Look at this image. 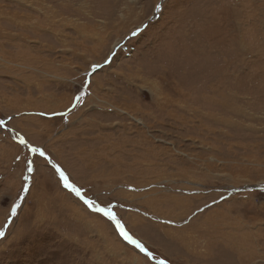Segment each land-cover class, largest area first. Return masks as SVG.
<instances>
[{"label": "rangeland", "instance_id": "374dc122", "mask_svg": "<svg viewBox=\"0 0 264 264\" xmlns=\"http://www.w3.org/2000/svg\"><path fill=\"white\" fill-rule=\"evenodd\" d=\"M0 12V264H264V0Z\"/></svg>", "mask_w": 264, "mask_h": 264}, {"label": "snow or ice", "instance_id": "6c2138e0", "mask_svg": "<svg viewBox=\"0 0 264 264\" xmlns=\"http://www.w3.org/2000/svg\"><path fill=\"white\" fill-rule=\"evenodd\" d=\"M157 7H159V5H158ZM41 154H43V153H41ZM61 177L63 178V181H64V185H65V187H68V188L72 189L73 191H76V194L79 195V192H78L76 189H73L72 186H71L70 184H68L67 178H65V177L63 176V173H62V172H61ZM86 203H88L89 207H92V203H91L90 201H86ZM95 210H96V211H104V209H99V208H97V209H95ZM12 211H13V214H14V213H15V206H13ZM105 214H106V215H109V216L112 215L111 212H106ZM113 218H114V217H113ZM120 232H121V235L124 236L125 239L129 240L130 242L135 243L134 241L131 240V237L128 236V234L124 231V229H123L122 226L120 227ZM2 235H3V233L0 232V236H2ZM137 246L140 248L141 251L146 252V255H148L149 258H151V253H148L147 250H146L142 245H139V244H138ZM160 264H163V262H160Z\"/></svg>", "mask_w": 264, "mask_h": 264}, {"label": "water", "instance_id": "95a60500", "mask_svg": "<svg viewBox=\"0 0 264 264\" xmlns=\"http://www.w3.org/2000/svg\"><path fill=\"white\" fill-rule=\"evenodd\" d=\"M21 142L24 144H26V142L24 141V139H22L21 138ZM30 147V146H29ZM47 160H48V162L49 163H51V161L48 159V158H46ZM60 175V178H61V181H62V183H63V185H64V181H63V178L61 177V174H59ZM68 184H70L69 182H68ZM71 185V184H70ZM65 186V185H64ZM72 186V185H71ZM67 189H69L71 192H73L75 195H76V197L78 198V199H80L81 201H83L88 207H89V205H88V203H86V201H90V200H88V199H86L85 197H83L82 195H81V193H80V191L77 189V188H75V187H72L73 189H76L78 192H79V195H77L76 194V191H73L72 189H70V188H68V187H66ZM91 202V201H90ZM92 203V202H91ZM91 209H97V208H99V209H103V208H101V207H99V206H93V204H92V207H90ZM96 211V210H95ZM98 212H100V213H102L104 216H106V217H108L112 222H113V224L115 225V227H116V229H117V231L121 234V232H120V227H119V225H118V223L111 217V216H109V215H106L105 213V210L104 211H98ZM124 237V236H123Z\"/></svg>", "mask_w": 264, "mask_h": 264}, {"label": "bare ground", "instance_id": "6f19581e", "mask_svg": "<svg viewBox=\"0 0 264 264\" xmlns=\"http://www.w3.org/2000/svg\"><path fill=\"white\" fill-rule=\"evenodd\" d=\"M2 13L0 12V15H1ZM15 18V17H14ZM12 19V18H11ZM14 20V19H13ZM16 20V19H15ZM12 21V22H16V21ZM9 21V20H8ZM10 23V22H9ZM37 23V22H36ZM6 24V23H5ZM12 26H14V27H16L17 26V24L16 23H13V25ZM13 27V28H14ZM36 27V26H35ZM17 28V27H16ZM21 28V27H20ZM25 28V27H24ZM23 30V29H22ZM23 31H25V29L23 30ZM38 31V30H37ZM186 95V94H185ZM51 96V95H50ZM45 97H46V95H45ZM51 98V97H50ZM78 106V105H77ZM184 200V198H173V200H172V202H171V204H172V206H179L181 203L180 202H182ZM165 202H167V201H165ZM166 206V205H165ZM166 218V217H165ZM185 243V242H184ZM186 246L187 245H185L184 244V246L183 247H185L186 248Z\"/></svg>", "mask_w": 264, "mask_h": 264}, {"label": "trees", "instance_id": "16d2710c", "mask_svg": "<svg viewBox=\"0 0 264 264\" xmlns=\"http://www.w3.org/2000/svg\"><path fill=\"white\" fill-rule=\"evenodd\" d=\"M161 262H164V261H161ZM164 263H165V264H167L168 262H167V261H165Z\"/></svg>", "mask_w": 264, "mask_h": 264}]
</instances>
